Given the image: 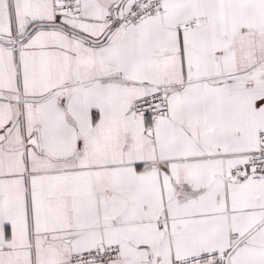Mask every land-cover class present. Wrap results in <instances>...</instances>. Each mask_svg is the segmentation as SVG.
<instances>
[{
    "label": "snow or ice",
    "instance_id": "obj_1",
    "mask_svg": "<svg viewBox=\"0 0 264 264\" xmlns=\"http://www.w3.org/2000/svg\"><path fill=\"white\" fill-rule=\"evenodd\" d=\"M0 264H264V0H0Z\"/></svg>",
    "mask_w": 264,
    "mask_h": 264
}]
</instances>
